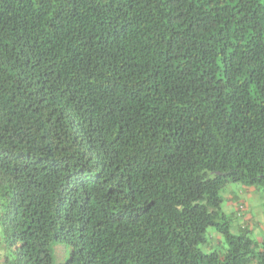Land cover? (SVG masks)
Here are the masks:
<instances>
[{
	"label": "trees",
	"instance_id": "1",
	"mask_svg": "<svg viewBox=\"0 0 264 264\" xmlns=\"http://www.w3.org/2000/svg\"><path fill=\"white\" fill-rule=\"evenodd\" d=\"M228 182L264 190V0H0L4 264H264Z\"/></svg>",
	"mask_w": 264,
	"mask_h": 264
},
{
	"label": "rangeland",
	"instance_id": "2",
	"mask_svg": "<svg viewBox=\"0 0 264 264\" xmlns=\"http://www.w3.org/2000/svg\"><path fill=\"white\" fill-rule=\"evenodd\" d=\"M243 188H245L243 190ZM220 206L225 219L229 222V231L232 234L240 232L246 227L247 235L254 240L264 239V190L260 185H241L237 182H228L220 191ZM4 232L0 224V264H4L3 255L7 253V245L3 240ZM224 235L217 227L210 225L205 231V241L199 243L204 252L219 249L225 245ZM54 260L56 263L65 262L70 255V248L64 242L54 243Z\"/></svg>",
	"mask_w": 264,
	"mask_h": 264
},
{
	"label": "crops",
	"instance_id": "3",
	"mask_svg": "<svg viewBox=\"0 0 264 264\" xmlns=\"http://www.w3.org/2000/svg\"><path fill=\"white\" fill-rule=\"evenodd\" d=\"M245 188H243V190H244Z\"/></svg>",
	"mask_w": 264,
	"mask_h": 264
}]
</instances>
